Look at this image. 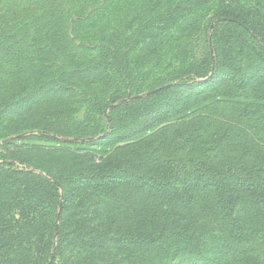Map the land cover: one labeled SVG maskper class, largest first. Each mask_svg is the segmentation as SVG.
Listing matches in <instances>:
<instances>
[{"label":"rangeland","instance_id":"1","mask_svg":"<svg viewBox=\"0 0 264 264\" xmlns=\"http://www.w3.org/2000/svg\"><path fill=\"white\" fill-rule=\"evenodd\" d=\"M250 16L264 25V0H0V162L61 193L62 164L126 144V159L150 158L174 184L221 168L264 179V46L242 23ZM76 187L73 212L94 226L126 224L146 196L176 222L189 218L149 193ZM194 198L202 210L184 238L161 248L169 264H264V220L246 199L238 215L253 228L243 230L222 219L213 186ZM61 249L64 264H159L121 244L69 238Z\"/></svg>","mask_w":264,"mask_h":264},{"label":"trees","instance_id":"2","mask_svg":"<svg viewBox=\"0 0 264 264\" xmlns=\"http://www.w3.org/2000/svg\"><path fill=\"white\" fill-rule=\"evenodd\" d=\"M234 18L240 20L237 15ZM242 23L248 27V32L251 30L255 34L254 40L259 47L264 46V25L260 20L257 17L252 20L250 16ZM209 70L214 69L209 67ZM110 119L115 122V116ZM127 147V144L118 147L120 149L109 156L100 158V162L91 158L92 154L81 153L68 165L62 164L57 171L64 184L63 193L46 175L17 170L0 162V264H64L60 260L61 245L69 238L89 247L108 248L121 244L132 248L127 249L128 252L146 253L153 262L169 264L170 251L161 248L168 239L184 238L192 217L197 215L193 211L202 210L194 198V190L199 184L213 186L217 207L226 223L243 227V230L253 228V222L246 227L243 221L240 222L237 203L242 199H246L248 211L264 220V179L221 168L215 174L184 178L174 184L150 158L144 156L140 162L126 159L123 151ZM122 170L131 171V175H123ZM86 185L98 190L116 192L121 188L133 194L149 193L160 203L178 207L182 216L189 218L185 223L176 222L162 210L151 207L150 197L146 196L134 201L126 224L99 219L94 226L73 212L81 205L78 196L73 195L78 191L76 186ZM143 203L145 206L137 212L136 207ZM35 216L40 220H35ZM57 217L60 221H56ZM98 250V253L113 251L116 255L122 249ZM66 264L72 263L67 260Z\"/></svg>","mask_w":264,"mask_h":264}]
</instances>
